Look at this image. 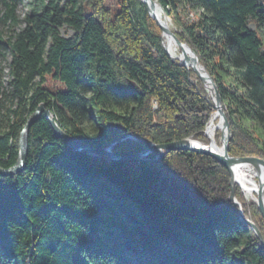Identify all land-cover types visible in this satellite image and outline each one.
<instances>
[{
	"label": "trees",
	"instance_id": "obj_1",
	"mask_svg": "<svg viewBox=\"0 0 264 264\" xmlns=\"http://www.w3.org/2000/svg\"><path fill=\"white\" fill-rule=\"evenodd\" d=\"M20 1L0 0L1 167L16 162L20 131L41 102L72 136L94 147L112 144L122 155L148 141L207 142L213 101L195 71L167 55L162 29L142 1L121 0L114 11L106 0H29L23 17ZM157 2L223 103L218 70L225 56L246 88L232 104L250 101L264 128V0ZM180 3L196 19L184 20ZM62 27L72 34L62 35ZM234 111L226 108L229 153L264 158L257 134L234 120ZM87 117L97 122L95 135L84 129ZM127 133L142 140L118 139ZM219 135L220 128L217 141ZM230 178L225 165L189 149L159 161L73 150L42 115L30 127L24 168L0 175V264H264L260 240L230 198ZM235 193L264 236L257 203L237 183Z\"/></svg>",
	"mask_w": 264,
	"mask_h": 264
},
{
	"label": "water",
	"instance_id": "obj_2",
	"mask_svg": "<svg viewBox=\"0 0 264 264\" xmlns=\"http://www.w3.org/2000/svg\"><path fill=\"white\" fill-rule=\"evenodd\" d=\"M141 1L144 3L148 14L161 27L162 35L165 32L170 33L175 43L181 48L182 57L179 59V63L187 67V64H188L187 62H189L192 65V68L195 71V73L198 75V77L203 82L205 89L208 91L213 101L214 108H215V116H218L219 120L221 121L220 140L222 142V150L218 152L212 149L211 147H208V146L203 147L200 144L196 143L197 141L196 139L189 136V137H185L182 139L173 140L169 142H162V143L148 141L146 142L147 146L142 151L137 152V153L122 155L114 151L112 144L106 147H94L91 144L84 142L82 139L72 136L70 133H68L64 128L60 126L53 109L51 107H48L44 102H41L37 105V107L35 108V110L33 111V113L28 118V120L26 121V123L24 124V126L22 127L20 131L19 153H18L16 162L10 167L0 166V175H14L24 168L26 158L28 155V150H29L30 127L42 115L49 121L55 134L58 137H61L67 144H69L73 150L90 153L92 155L101 157L106 160L159 161L165 156V154L168 151L174 150V149H189L192 151L200 152V153L212 156L218 162L222 163L228 168L230 175H231L230 198L233 202V205L239 206L238 214L241 220L252 228V230L254 231L258 239L260 240L261 245L263 246V249H264V236L260 228L257 226V224L252 219L247 218L244 215V211L241 207V204L236 197L234 186L237 182H236V179L234 177V172H233V167L238 162H247V163L253 164L257 168H260V166L264 167V158L260 156H255V155L233 156L229 153L228 143H229V139L232 136V133L230 130V122L225 113V109H224L225 107H224V103H223L220 91L212 75L208 72V70L204 67V65L200 63V60H199V57L196 51L188 43L180 40V38L177 36V34L175 33L173 29L171 30L168 27H165L161 23V21L158 19V17L156 16V12H155V6H156V3H158L157 0H141ZM158 4L160 5V3ZM189 55H192V56L190 57ZM206 83L207 84L209 83L210 87H208ZM206 129H207V126L204 129V133H206ZM127 138L142 140L140 137H138L137 135L133 133L124 134L118 139L122 140V139H127ZM208 144H211V142ZM155 150H157V155L155 157H150L149 153ZM263 191H264V183H260L257 205L264 219V203L262 202Z\"/></svg>",
	"mask_w": 264,
	"mask_h": 264
},
{
	"label": "rangeland",
	"instance_id": "obj_3",
	"mask_svg": "<svg viewBox=\"0 0 264 264\" xmlns=\"http://www.w3.org/2000/svg\"><path fill=\"white\" fill-rule=\"evenodd\" d=\"M141 1V0H140ZM28 2L29 0H21L18 5H17V12L19 13L20 17H23L28 11H29V6H28ZM106 5L110 6L114 11L117 10L120 5H121V0H106ZM182 3H180V12L181 15L183 17L184 20H193L196 19L197 17V13L195 11H191L188 10L187 7H183L182 8ZM134 9L137 12L139 9H141V5L137 2H135L134 4ZM163 12H164V16L169 19L170 23H171V29L175 28L174 22L172 20V16H169L166 12V10L164 9V7H162ZM250 26L252 28H254L256 25L255 23H250ZM161 28V27H160ZM258 29L261 31L262 36H263V40H264V26L259 24L258 25ZM61 34L64 36H69L72 34V29L68 28V27H62L60 29ZM162 44V41H161ZM168 55V54H167ZM169 56V55H168ZM170 57V56H169ZM171 58V57H170ZM9 59H7L6 61H8ZM177 60V59H176ZM7 63V62H6ZM203 65V64H202ZM220 65L221 68L218 70V73L221 75V77L223 78V82H224V86L225 89L227 91V98L225 100L224 103V109H225V113H226V108H232V109H236V111L233 112L232 117L234 120H237L239 122H241V124L243 126H245L246 128H248L249 130L255 132L258 136L259 142L261 143V145L264 147V128L260 122V120L252 113L251 107H250V101L245 102V106H242L241 104H238L237 107L235 108L234 105L232 104V100L236 97H240V95L245 93V86H243L241 83L237 82L235 80V77L233 75V68L227 63L225 56L223 55L220 59ZM205 67V66H204ZM206 68V67H205ZM5 86H8L7 80H8V75L5 76ZM227 115V113H226ZM228 117V116H227ZM97 122L93 117H87L84 122H83V126L84 129L90 134V135H95L96 134V126ZM208 125V124H207ZM206 125V126H207ZM231 130V128H230ZM221 133V132H220ZM220 136L219 135V141L218 143L221 144V140H220ZM195 139V138H194ZM197 141L204 143L198 139H196ZM207 143V142H206ZM236 185V184H235ZM235 189V186H234ZM242 190V189H241ZM243 193V191H242ZM236 194V193H235ZM244 195V194H243ZM237 197V196H236ZM238 199V198H237ZM239 201V200H238ZM241 204V203H240ZM243 211H244V207L241 205ZM259 208V207H258ZM261 213V212H260ZM244 215L247 218H250L254 221V219L251 217V215H246L245 211H244ZM263 218V217H262ZM255 222V221H254ZM256 223V222H255ZM258 226V225H257ZM240 262H242V259H239Z\"/></svg>",
	"mask_w": 264,
	"mask_h": 264
},
{
	"label": "bare ground",
	"instance_id": "obj_4",
	"mask_svg": "<svg viewBox=\"0 0 264 264\" xmlns=\"http://www.w3.org/2000/svg\"><path fill=\"white\" fill-rule=\"evenodd\" d=\"M155 12L161 23L165 27L171 29V23L169 19L164 16L163 9L158 3H156ZM162 46L172 60H179L182 57V50L175 43L170 33H163ZM189 56L191 57L192 55ZM187 63V67L192 68V65L189 62ZM207 86L210 87V84L208 83ZM219 128H221V121L218 116H215L214 111L207 125L206 133H204L207 137V143H201L199 141H196V143L203 147H211L212 149L220 152L222 150V142L219 144L216 139V132ZM210 142L211 144H208ZM233 172L237 184L243 191L245 199L249 202L252 201L257 203L260 183H264V167L260 166V168H257L253 164L247 162H238L234 165ZM262 202L264 203V191L262 193Z\"/></svg>",
	"mask_w": 264,
	"mask_h": 264
}]
</instances>
